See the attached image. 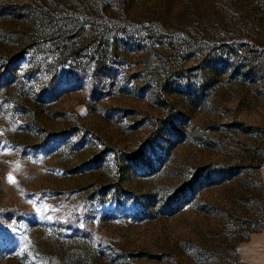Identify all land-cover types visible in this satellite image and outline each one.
Returning a JSON list of instances; mask_svg holds the SVG:
<instances>
[{
	"label": "rangeland",
	"instance_id": "obj_1",
	"mask_svg": "<svg viewBox=\"0 0 264 264\" xmlns=\"http://www.w3.org/2000/svg\"><path fill=\"white\" fill-rule=\"evenodd\" d=\"M0 264H264V0H0Z\"/></svg>",
	"mask_w": 264,
	"mask_h": 264
},
{
	"label": "snow or ice",
	"instance_id": "obj_2",
	"mask_svg": "<svg viewBox=\"0 0 264 264\" xmlns=\"http://www.w3.org/2000/svg\"><path fill=\"white\" fill-rule=\"evenodd\" d=\"M9 179H11V176L9 177Z\"/></svg>",
	"mask_w": 264,
	"mask_h": 264
}]
</instances>
